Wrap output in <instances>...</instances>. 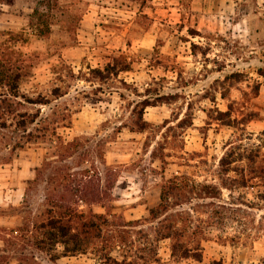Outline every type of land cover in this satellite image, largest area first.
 Here are the masks:
<instances>
[{
	"label": "rangeland",
	"instance_id": "rangeland-1",
	"mask_svg": "<svg viewBox=\"0 0 264 264\" xmlns=\"http://www.w3.org/2000/svg\"><path fill=\"white\" fill-rule=\"evenodd\" d=\"M20 59L31 67L19 93L49 103L17 107L37 113L31 142L20 144L10 116L0 128V264L121 262L138 230L152 233L161 186L181 175L219 189L203 201L215 218H192L200 258L172 259L164 239L158 263L137 264H264V187L253 172L264 166V0H0V64ZM53 203L132 221L102 228L125 230L127 245L108 250L92 237L65 255L41 227L59 216Z\"/></svg>",
	"mask_w": 264,
	"mask_h": 264
},
{
	"label": "trees",
	"instance_id": "trees-1",
	"mask_svg": "<svg viewBox=\"0 0 264 264\" xmlns=\"http://www.w3.org/2000/svg\"><path fill=\"white\" fill-rule=\"evenodd\" d=\"M31 67L26 59H20L17 61V65H3L0 64V83L5 87V93L3 98L0 99L2 108H0V128L6 129L12 124L9 121L15 120L14 129L19 131L20 144L31 142L32 139L38 138L33 137L32 131L29 130L28 126L34 124L37 113L31 114L27 110H19L17 107L35 104H48L44 96L38 95L36 98H31L23 93H19V82L27 75L28 68ZM127 69L124 65L122 70ZM100 70H93V72H99ZM57 90V89H56ZM9 97H13L11 100ZM20 101H16L15 99ZM9 101V102H7ZM11 101V102H10ZM14 107V109H11ZM9 121V122H8ZM10 123V124H7ZM37 130V129H35ZM44 135V134H43ZM72 144V143H69ZM21 147V146H20ZM71 145H67L68 149ZM229 152L225 153L224 156L219 160V173L225 174L230 171V163L232 160L228 159ZM253 172L258 173V177L262 186L264 187V166L253 168ZM244 181L239 182L240 186H243ZM224 185V184H223ZM219 195V189L212 184H199L192 182L189 178L184 175L174 176L168 179L161 186L159 199L160 202L149 209V220H156L157 222L152 226V233L138 230L139 240L137 241V247L134 253L130 254V248L133 246V241L130 243L128 253H123L122 261L116 264H137L138 261H155L159 262L156 258V244L160 240L168 239L170 243V257L174 260H183L192 258L198 260L200 258V242L197 235L201 233L200 226L194 223L195 214H205L206 219L213 220L215 218L213 213H208V210H204L203 207H208L213 202H203L204 198H217ZM81 198H86L87 195L80 194ZM196 202L194 206H189L187 209L181 208L182 205L191 204L193 200ZM51 210H55L54 213H60L59 216H50L49 220L42 223V228H47L45 238L49 243H60L63 247V253L75 254L83 253L87 250L91 238L94 237L97 242H101L103 247L108 250L114 247L123 248L127 245V239L125 237V230L117 229L115 234L109 230L106 234H103L104 226H118L120 228L126 226H134L131 221L128 223H112L109 219L102 214L92 213L89 214L76 213L75 210L63 209L60 204L53 203L50 206ZM63 209V211H62ZM69 209V208H68ZM162 216V217H161ZM161 217V218H160ZM66 221L64 222L63 220ZM196 221H200L199 218H194ZM94 236L92 235V232ZM45 238H40L39 242L43 243ZM99 239V240H98ZM136 242V241H134ZM102 250V248L100 249ZM109 253H106L107 256ZM128 255H131L128 260Z\"/></svg>",
	"mask_w": 264,
	"mask_h": 264
},
{
	"label": "crops",
	"instance_id": "crops-1",
	"mask_svg": "<svg viewBox=\"0 0 264 264\" xmlns=\"http://www.w3.org/2000/svg\"><path fill=\"white\" fill-rule=\"evenodd\" d=\"M174 3H175L176 5H178V4L180 3V0H174ZM0 201H3V200H0Z\"/></svg>",
	"mask_w": 264,
	"mask_h": 264
}]
</instances>
